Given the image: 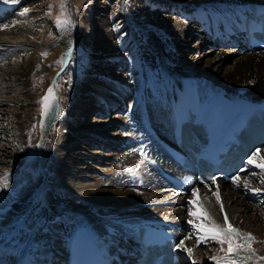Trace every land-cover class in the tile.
Wrapping results in <instances>:
<instances>
[{"label": "bare ground", "instance_id": "6f19581e", "mask_svg": "<svg viewBox=\"0 0 264 264\" xmlns=\"http://www.w3.org/2000/svg\"><path fill=\"white\" fill-rule=\"evenodd\" d=\"M129 1L108 0L101 8V17L95 18L97 27L90 40L93 72L80 86L81 98L74 104V115L81 111L82 101V107L85 102L92 107L98 101L104 104L105 118L114 113L116 116L79 130L65 124L62 128L67 130L66 134L54 135L50 142L44 138L42 143L45 156L59 145L64 150L80 145L77 135L96 136L116 144L110 158L114 163L105 179L81 184L65 177L66 169L60 167L55 173H48L50 180L47 174L45 179L38 178L37 183L23 176L22 164L31 158L30 154L36 156L33 146L38 142L34 140L35 134L27 130L34 94L25 82V75L36 63L30 49L39 46L42 39V30L35 22L41 17L38 12L43 11L44 3L22 0L19 11L9 8L8 11L4 2L0 3V107H7L0 111V133L9 131L3 122L10 123V135L21 149L0 143V263L64 264L72 233L81 225L88 226L106 251L122 256L133 251L132 236L138 226L168 223L187 224L180 234V243L192 249L190 264L193 261L215 264L210 257L224 255L221 245L210 237L200 240L203 233L189 221H202L189 214L192 210L206 217L203 221L206 227L212 221L224 225L227 214V222L234 228L255 237L251 243L255 256L241 264H264L259 259L264 257V211L254 201L262 198L264 205L262 182L259 188H254L248 173L226 186L218 182L191 191H176L146 160L174 171V165L148 135V128L156 129L166 138L174 127L172 99L184 76L206 77L234 95L264 104V59L239 49V45L243 48L239 27L248 5L263 4L264 0H158L159 5L156 0H146L155 4V8L162 7L147 15L159 34L147 32V28L142 33L130 28L122 12L123 7L127 13ZM24 8L29 12L22 16ZM238 22L231 34L224 31L223 28ZM73 33L63 38L65 48H69ZM190 37L195 39V51L208 49L204 56L191 53L188 56L186 44ZM20 47L26 51L11 55L13 49ZM225 60L232 62L231 67L225 66ZM115 68L119 72L113 74ZM95 112L94 107L89 114ZM6 115L8 118L4 120ZM108 127L118 130L109 135ZM259 151L264 156V147ZM61 155L63 158L64 154ZM38 166L39 161L34 158L27 169L33 172ZM66 166L63 162L62 167ZM247 169L257 170L264 181V170L255 165ZM24 180H30L31 187H25ZM5 181L7 188L2 187ZM193 200L195 204L189 203ZM246 255L240 253V257Z\"/></svg>", "mask_w": 264, "mask_h": 264}, {"label": "rangeland", "instance_id": "374dc122", "mask_svg": "<svg viewBox=\"0 0 264 264\" xmlns=\"http://www.w3.org/2000/svg\"><path fill=\"white\" fill-rule=\"evenodd\" d=\"M1 1L4 2V0H0V3ZM106 1L108 0H42L44 3L43 11L38 12V15H41V17L36 16L38 20L35 22V25L42 30V39L39 46L37 45L35 48L30 49L31 53L33 52L32 54L36 57V63L31 66L29 74L25 75V78L27 79V81L25 79V82L34 94L31 105L32 107L27 117V123L30 130H27L29 133L31 132L32 134L33 132V134H35L34 140L38 142L33 146L35 148L36 156L33 157L32 154H30L31 158L27 159L22 164L23 176L30 180L32 179V181H35L36 183L38 182V178H43L42 176L45 174L48 176V173L50 172L55 173L59 167L66 169V172L64 173H66L65 177L68 179H74L80 184L91 183L92 180L96 178L105 179V173H107L113 166L114 162H112L110 158L113 153H115L114 149L116 148V144L111 141H101L96 138V136L88 137L86 134H83V136H76L81 140L80 145H71L68 150H64L59 145L56 147L55 151L53 150L52 152L47 153L46 156L45 154L42 155V143L45 140L44 138L50 142L54 135L62 136L63 134H66L67 130L62 128L65 124L69 123L79 130L87 128L88 126L95 127V125L103 123L108 118L111 119L116 116V113H114L105 118L104 104L103 102L98 101H95L96 103L93 104L92 107H89L87 102H85V107H82V101L81 111H79L77 115H74V104L76 99L78 100L81 98L80 86L86 82L89 75L93 72L92 44H90V40L92 39V31L94 32V28L97 27L94 20L95 18L98 19L101 17V8L106 4ZM168 1L171 2L173 0ZM168 1L164 2H167L168 4L170 3ZM144 2H146V0H144ZM144 2L140 3L139 0H130L126 5L127 13L122 7L124 18L127 20L130 28L138 33L144 32L143 28H147V32L151 31V33L157 32L159 34V30L151 24L147 15L148 13L157 12L158 9L162 10V7L155 8V4ZM33 3H35V1H33ZM155 3L157 5L161 4L158 0H156ZM3 4V7L8 11L9 9L19 11L23 3L22 0H19V3L17 4L5 2ZM33 5L35 6V4ZM58 20H67L69 22L59 23ZM195 27H197V25H195ZM89 28H92V30ZM71 32H74L71 43L69 48L67 46L65 48V43L62 44V40L65 36H69ZM195 46V39L190 37L186 44V50L189 57L191 55L202 57L205 55L204 53L208 51L207 48L195 51ZM25 51L26 49L23 47L15 48L12 50L11 55L15 56L24 53ZM44 53H47V55H42ZM249 54H256L264 59L263 51L258 53L250 52ZM231 64V61L225 60L226 67H231ZM115 72H119L118 68H115L112 71L113 74ZM49 88H52L57 92L61 102L59 118L51 128L49 132L50 135L47 134L48 132L45 133L41 126L43 108L41 101L43 97L47 95ZM94 107L97 112L89 114L90 109ZM2 109H7V107H0V111ZM6 118H8V115L3 116L4 120ZM3 124L9 128V133H0V143L7 144L11 148H16L21 151L16 141H13V136L10 135L11 124L5 121ZM115 129L116 130H111V128L108 127V134L110 135L117 132L118 128ZM82 132L83 131H81V133ZM89 140H91V143ZM93 143H96V145ZM62 153L64 154L63 158L61 155ZM34 158L39 161V166L36 169L33 168L32 172L30 169H27V166L34 160ZM63 162L67 163L66 167H62ZM75 174L77 175L76 177H74ZM249 178H251L250 183L254 188H259L261 186L262 179L257 170L250 169ZM50 179L51 175L48 176L47 180ZM30 180H24L23 185L25 187H31V185H29ZM254 199L255 198L252 197L250 199L251 202H253ZM13 200H16V198ZM262 200V198H257L254 201H257L256 205H262ZM252 205L257 207L254 204ZM261 205L260 207H262L264 211V205ZM199 249L202 248L199 247Z\"/></svg>", "mask_w": 264, "mask_h": 264}, {"label": "snow or ice", "instance_id": "6c2138e0", "mask_svg": "<svg viewBox=\"0 0 264 264\" xmlns=\"http://www.w3.org/2000/svg\"><path fill=\"white\" fill-rule=\"evenodd\" d=\"M5 3H11V4H17L19 3V0H4ZM63 7V5H62ZM29 12L28 8H24L23 11L20 13L22 16L27 15ZM59 23H67L69 21L67 20H58ZM42 55H47V53H44ZM56 97L54 95L53 89L49 88L48 93L45 97H43L41 103L43 105L42 108V114L44 116H47L49 113V109L52 106V101L55 100ZM248 163L250 165H255V167L260 168L264 170V156L260 155V151L256 150L251 158L248 160ZM213 181L215 180V177L211 178ZM239 180V177L235 178L233 180V183H236ZM264 183V181H262ZM239 186V185H237ZM2 187L7 188L8 184L5 181L2 185ZM245 187L247 188L248 185L245 184ZM218 188V186H217ZM196 191H193L192 195L195 196ZM251 191L259 194V189H251ZM217 200L219 201L220 197L217 193ZM191 204H195L196 201H189ZM221 208H223V205L221 204ZM191 216L195 217L197 220H201L202 223H193V221H189L190 224H193V228L199 230L201 233H203L202 236H200V240H206L207 238H211L212 240L216 241L218 244L221 245V251L224 253L223 256H212L210 257L211 260L215 261V264H241V261L246 262L248 260H251L253 256H255L256 250L251 247V243L255 240V237H253L250 233H241L239 229L234 228L230 223H228V217L227 214H225L224 225H218L215 223V221L211 222V225L209 227H206L203 223V221L206 219L205 216L198 215L195 211L190 210L189 213ZM243 241V242H240ZM227 245L226 248L223 246ZM179 250L187 252L188 256H192V249L186 248L184 246V243L181 242L179 245L176 246ZM245 252L248 253V255L244 257H240V253ZM260 260H264V257H259ZM193 264H198L197 261H193Z\"/></svg>", "mask_w": 264, "mask_h": 264}, {"label": "water", "instance_id": "95a60500", "mask_svg": "<svg viewBox=\"0 0 264 264\" xmlns=\"http://www.w3.org/2000/svg\"><path fill=\"white\" fill-rule=\"evenodd\" d=\"M53 92H54L56 99L52 101V106L49 109L48 115L47 116L43 115V118H42V123H43L45 131H48L51 128L60 110V105H59V100L57 98V94L55 91Z\"/></svg>", "mask_w": 264, "mask_h": 264}]
</instances>
